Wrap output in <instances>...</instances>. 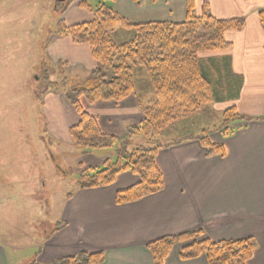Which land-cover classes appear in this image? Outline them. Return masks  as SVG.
<instances>
[{"label":"crops","instance_id":"crops-1","mask_svg":"<svg viewBox=\"0 0 264 264\" xmlns=\"http://www.w3.org/2000/svg\"><path fill=\"white\" fill-rule=\"evenodd\" d=\"M204 4L217 19L244 21L240 31L226 32L225 40L231 44L228 50L200 55L209 76L214 78L216 73L223 80L221 111L235 106L244 117L264 118V31L258 21L264 0H195L196 14H200ZM112 8L134 24L178 23L186 12L185 0H141L137 4L113 0ZM91 18L90 15L86 22ZM77 24L80 23L66 26ZM48 56L87 72L93 65L88 47L74 44L67 37L54 35ZM58 97H52L45 117L49 132L57 139H65L69 127L78 122V115ZM82 108L106 136L124 138L127 127L142 121L143 105H138L134 95L119 103H84ZM189 136L158 151L156 164L163 181L160 192L116 205L115 193L138 181L128 172L117 175L107 187L81 190L76 186L62 201V222L53 229L42 230L44 239L32 246L30 256L18 260V248L0 243V264H44L97 252L104 253L101 264H153L146 244L194 230H202L212 242L252 238L256 249L246 264H264V120L237 125L226 136L219 132L210 134V142L223 147V156L207 157L200 143ZM170 140L160 143L172 144ZM78 153L76 164H88L95 158V153ZM104 155L95 158L99 164L95 168L103 165ZM179 250L178 245L174 246L163 264H207L203 256L182 261Z\"/></svg>","mask_w":264,"mask_h":264},{"label":"trees","instance_id":"trees-1","mask_svg":"<svg viewBox=\"0 0 264 264\" xmlns=\"http://www.w3.org/2000/svg\"><path fill=\"white\" fill-rule=\"evenodd\" d=\"M106 1L112 4L113 0ZM131 1L137 4L141 0ZM185 4L182 22L134 24L115 12L112 6L106 5L105 0L95 7L82 1L78 7L89 13L91 20L73 26L58 25L59 36L88 47L94 68L84 79L69 80L63 75L64 64L58 63L55 72L59 77H64L62 83H48L46 92L58 93L60 88L64 89L67 103L78 115V123L68 129L74 147L82 154L112 150L115 157L113 161L106 160L103 169L81 171L77 178L79 189L110 186L117 175L128 172L138 181L115 193L116 205L136 202L160 192L163 181L156 155L159 150L185 139H174L172 144L163 145L154 140L155 136L190 114L207 112L209 104L221 100L223 80L219 78L218 83L211 80L200 55L228 50L231 44L225 40L226 32L240 31L244 21L241 18L217 19L208 13L207 4L202 6L200 14H196L195 0H185ZM258 21L264 31V10L258 12ZM115 28L132 30L134 36L127 42L117 44L109 34ZM135 67L144 70L147 84L135 85ZM214 87L219 93L217 97L213 94ZM150 89L154 93L153 100L144 105V94L139 92ZM132 95L138 105H143L142 121L136 126L127 127L124 138L102 134L96 120L84 111L80 103H119ZM261 120L264 118L244 117L235 106H230L222 111L219 126L212 133L219 132L226 136L237 125ZM212 133L203 130L199 135H190L188 139L198 141L207 157L223 156V147L209 140ZM138 136L149 140L154 147L137 145L130 148L129 139ZM203 236L202 230H194L157 239L146 244L145 249L150 253L153 264H163L178 243H188L179 250L180 260L189 261L203 256L207 264H246L256 249L252 238L212 242ZM103 259V252L80 253L44 264H101Z\"/></svg>","mask_w":264,"mask_h":264},{"label":"rangeland","instance_id":"rangeland-1","mask_svg":"<svg viewBox=\"0 0 264 264\" xmlns=\"http://www.w3.org/2000/svg\"><path fill=\"white\" fill-rule=\"evenodd\" d=\"M82 1L95 7L103 0H0V243L18 248V260L28 258L32 246L42 242V230L53 229L62 222V201L67 193L77 189L79 173L99 165L95 158L102 154L103 165L115 158L112 150L97 151L90 163L76 164L81 151L72 145L68 132V138L54 137L45 117L52 97L66 101L64 89L46 92L47 84L62 83L64 77L84 79L94 68L93 61L87 72L48 56L54 35L59 36L58 25L88 21L89 13L78 10ZM105 3L112 6L106 0ZM109 34L117 44L134 36L132 30L123 28H115ZM58 63L64 64V77L55 72ZM134 73L137 87L148 83L141 67H135ZM215 74L211 79L218 83ZM146 91L139 92L144 94V105L154 97L152 89ZM213 94H219L216 87ZM80 103L82 106L85 102ZM222 105L220 99L215 100L207 112L199 111L174 122L154 140L164 143L167 139L199 135L203 130L214 132L220 123ZM50 118L53 119L52 114ZM129 140L130 148L154 147L141 136ZM103 165L96 169H103ZM186 244L175 246L181 249Z\"/></svg>","mask_w":264,"mask_h":264}]
</instances>
